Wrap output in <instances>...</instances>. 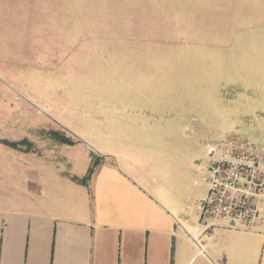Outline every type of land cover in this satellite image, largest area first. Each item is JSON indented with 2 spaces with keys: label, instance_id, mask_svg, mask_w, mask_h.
I'll use <instances>...</instances> for the list:
<instances>
[{
  "label": "crops",
  "instance_id": "crops-1",
  "mask_svg": "<svg viewBox=\"0 0 264 264\" xmlns=\"http://www.w3.org/2000/svg\"><path fill=\"white\" fill-rule=\"evenodd\" d=\"M93 1L0 0V264H264L263 233L216 230L206 255L187 234L206 190L174 135L187 112L131 108L94 142L14 100L40 91V33L157 30Z\"/></svg>",
  "mask_w": 264,
  "mask_h": 264
},
{
  "label": "rangeland",
  "instance_id": "rangeland-1",
  "mask_svg": "<svg viewBox=\"0 0 264 264\" xmlns=\"http://www.w3.org/2000/svg\"><path fill=\"white\" fill-rule=\"evenodd\" d=\"M114 2L89 9L157 30L40 33L55 41L40 47V91L12 88L14 100L94 142L117 133L131 108L150 107L158 121L187 112L174 135L187 147L190 185L205 176L197 166L207 141L264 144V0Z\"/></svg>",
  "mask_w": 264,
  "mask_h": 264
},
{
  "label": "built area",
  "instance_id": "built-area-1",
  "mask_svg": "<svg viewBox=\"0 0 264 264\" xmlns=\"http://www.w3.org/2000/svg\"><path fill=\"white\" fill-rule=\"evenodd\" d=\"M197 167L205 171L206 190L196 201L194 228L187 234L198 253L207 254V239L219 229L264 234V144L220 135L205 143Z\"/></svg>",
  "mask_w": 264,
  "mask_h": 264
},
{
  "label": "trees",
  "instance_id": "trees-1",
  "mask_svg": "<svg viewBox=\"0 0 264 264\" xmlns=\"http://www.w3.org/2000/svg\"><path fill=\"white\" fill-rule=\"evenodd\" d=\"M92 171H93V169L90 170V173H89L88 177L90 176V174L92 173ZM88 177H86V178H88Z\"/></svg>",
  "mask_w": 264,
  "mask_h": 264
}]
</instances>
